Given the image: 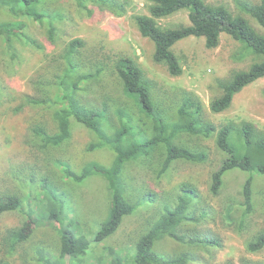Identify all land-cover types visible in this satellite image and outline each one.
I'll return each mask as SVG.
<instances>
[{
	"label": "rangeland",
	"instance_id": "rangeland-1",
	"mask_svg": "<svg viewBox=\"0 0 264 264\" xmlns=\"http://www.w3.org/2000/svg\"><path fill=\"white\" fill-rule=\"evenodd\" d=\"M63 2L68 18L58 24L60 33L54 43L47 40L45 31H30L44 45L43 50L19 45L18 58L9 61L0 39V195L16 193L23 200L19 209L0 214V264H40L37 253L39 248H42L52 264H70L67 256L59 255L58 224L67 225L70 230L83 233L91 240L92 253L85 259L86 263L96 264L99 256L106 258L109 247L126 259L125 252H132L137 235L153 221L163 203L171 201L176 194V186L181 182L194 185L210 211L208 218L201 221L197 230L218 237L221 243L213 252V257L206 258L207 264H223L225 261L240 264L239 259L242 257L264 261V250L257 253L245 250V241L253 233L264 231V176L228 170L224 174V185L219 194L211 195L208 191L210 174L219 159L215 139L189 133L180 134L176 138L177 143L191 149H206L207 160L196 164L177 162L160 178L156 177L155 165L146 159L129 163L125 175L129 183L133 184L135 194L141 196L152 193L154 196L145 203L141 201L137 211L125 216L111 236L100 242L93 241L111 207L110 192L104 177L93 173L82 181H76L66 176L63 170L68 168L74 174H81L83 168L93 162L109 165L114 154L108 146L87 151L86 146L96 141V137L75 120L72 121V135L67 142L54 149H39L32 129L38 125L44 126L47 131H56L49 114L51 108L48 105H22L21 97L25 94L40 95L33 79L41 73L47 61H51L69 40L82 38L84 45L79 56L85 68L94 70L96 66H104L99 81L88 87L83 99L99 107L105 102L111 108L114 103L128 102L129 99L121 93L110 72L117 59L129 57L143 70L158 104L175 108L182 94L187 93L199 98L205 118L217 127L230 121L245 120L264 129V77L236 93L228 109L212 113L208 106L211 98L220 93L217 82L234 70L247 69L256 59L243 43L222 32L218 46L209 49L205 47L203 37H185L172 46L182 66V73L171 76L165 65L153 61L154 44L140 35L133 19L136 14H147L146 0H113L114 6L107 4L103 7L88 2L87 8L92 10L91 14L81 11L76 0ZM206 2L224 3L233 12H239L235 0ZM187 14V11L177 12L159 19L158 24L170 27L187 23ZM244 17L256 30L261 29L248 15ZM4 18L7 15L0 12V20ZM242 44L244 49L240 51ZM115 123L118 124L117 121ZM146 124L149 125L148 122ZM141 126L147 130L146 125ZM55 159H59L57 164L53 162ZM247 175H253V210L243 217L240 186ZM41 178H47L58 185L56 193L65 204L60 221L54 218L49 220L48 212L40 209L38 199L34 198L37 193L40 194L38 185ZM29 196L34 197L30 199ZM227 209L231 210V220L226 216ZM29 214L35 219L34 223L28 221ZM20 228L28 231L29 236L11 248V231ZM155 248L168 256L189 249L188 245L170 239L162 240ZM198 254L201 260L206 261L207 254L203 251Z\"/></svg>",
	"mask_w": 264,
	"mask_h": 264
},
{
	"label": "trees",
	"instance_id": "trees-1",
	"mask_svg": "<svg viewBox=\"0 0 264 264\" xmlns=\"http://www.w3.org/2000/svg\"><path fill=\"white\" fill-rule=\"evenodd\" d=\"M112 1L76 0V4L81 11L91 14L92 10L87 8L88 2L103 7L107 4L114 6ZM146 2L147 14H136L133 19L140 35L154 44L153 61L165 65L169 75L178 76L182 73V66L172 46L188 36L203 37L205 47L212 49L218 46L220 33L223 32L243 43L256 58L247 69L234 70L217 82L220 93L211 98L208 106L210 112L219 113L228 109L236 93L264 77V0L256 3L235 0L239 11L236 13L224 3L213 4L206 0ZM63 3V0H0V12L7 15V18L0 20V39L9 61L18 58L19 45L43 50L44 45L32 33L36 29L45 31L48 41L54 43L57 40L60 33L58 24L68 18ZM180 11L188 12L187 23L170 27L158 24L159 19ZM246 15L261 29L256 30L244 17ZM243 44L240 51L244 49ZM83 45L82 38L69 40L33 79L40 95L25 94L21 97V104L33 107L48 105L51 108L49 114L56 131L50 132L38 125L32 129L41 151L54 149L67 142L72 135L73 120L84 125L96 137V141L86 146L87 151L105 146L112 150L114 158L109 165L93 162L87 164L88 168L85 169V166L81 174H74L68 168L63 170L66 176L76 181H82L93 173L104 177L110 192L111 207L93 241L100 242L111 236L125 216L137 211L141 201L145 203L154 196L152 193L141 196L135 194L133 184L129 183L125 175L129 163L146 159L155 165L156 177L160 178L177 162L196 164L207 160L206 149H191L177 143L176 138L182 133L215 139L219 159L210 174L208 191L211 195L219 194L224 185V174L228 170L264 176V129L245 120L230 121L217 127L205 118L199 98L187 93L182 94L175 108L158 104L143 70L129 57L117 59L110 72L121 93L129 99L128 102L114 103L111 108L105 102L99 107L83 99L88 87L99 81L104 70V66H96L94 70L85 68L79 56ZM138 122L146 125L147 130ZM58 161L53 160L54 164ZM252 183L253 175H247L240 186L243 217L253 210ZM38 187L40 194L29 196L30 199H38L40 209L48 212L49 220L54 218L60 221L65 204L56 193L58 185L47 178H41ZM175 189L176 194L171 201L164 202L153 221L137 235L132 252H125L126 259L109 247L107 257L99 256L96 264H207V259L212 258L213 252L221 246L218 237L197 230L201 221L208 218L210 211L194 185L181 182ZM22 201V196L16 193L0 195V214L19 209ZM225 213L231 220V210L227 209ZM28 221L34 223L35 219L29 214ZM28 236L29 232L23 228L12 230L9 236L11 248ZM57 237L59 255L67 256L70 264H92L85 260L92 253L91 240L85 234L58 224ZM164 239L188 245L189 249L171 256L165 255L155 248ZM245 250L248 253L264 250V231L253 233L245 241ZM199 251L207 254L204 256L206 261L201 260ZM37 253L40 264H52L42 248ZM239 263L264 264V261L242 257ZM223 264L233 263L225 261Z\"/></svg>",
	"mask_w": 264,
	"mask_h": 264
}]
</instances>
